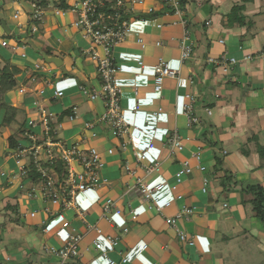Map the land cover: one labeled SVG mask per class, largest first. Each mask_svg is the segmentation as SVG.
<instances>
[{
  "label": "crops",
  "instance_id": "0c3cea01",
  "mask_svg": "<svg viewBox=\"0 0 264 264\" xmlns=\"http://www.w3.org/2000/svg\"><path fill=\"white\" fill-rule=\"evenodd\" d=\"M179 2V14H166L170 8L161 1L145 0L144 7L153 6L156 12L165 14L142 19L138 15L145 12H137L126 40L114 51L120 67L117 84L121 88V106L130 125L125 136H116L109 124L98 121L105 110L103 101L90 100L79 89L80 83L98 88L99 79L95 64L80 50L86 42L68 27L69 15L61 17L60 24L47 19L39 34L33 35L40 40L32 37L28 44L14 46L15 41L10 44L5 39L9 46L0 54L19 68L15 74L18 86L6 94V100L24 110L27 120L39 118L40 107L54 117L53 123L61 112L69 110L62 121H58V128H53L63 130L66 138L57 140L83 149L95 147L105 162L101 178L106 181L92 191L97 193L96 199H100L97 203L88 201L86 194L91 191L78 194L76 199L85 210L84 217H77L72 209L46 204L40 198L17 197L18 184L23 180L11 175L16 171L15 159L4 149L5 139L11 134H5L8 126H1L0 171L6 174L0 176V264H55L57 260L50 257L44 247H59L67 232L82 234L83 239L81 258L66 264H107L93 248L94 239L108 248L109 256L115 261L126 257L124 264H264V222L253 215L247 201L249 194L243 195L238 185L229 191L232 182L243 186L264 185V157L261 158L257 150L258 145L264 146V0ZM0 6V11L16 9L19 3L0 0ZM234 6L239 7L238 12L231 16ZM12 12L14 14L15 10ZM241 16L244 21L238 23ZM16 20L17 25L24 21L20 16ZM158 21L167 26L164 35L156 27ZM50 22L52 24L48 25ZM184 28L190 31L194 48L192 57L181 62L180 38ZM55 32L58 35L53 38ZM49 34L57 46L70 48L66 67L76 79L75 84L66 80L68 74L62 75L68 72L59 67L64 64V53L48 43ZM18 35L26 36L21 32ZM61 36H65V40L77 37V41L63 42ZM138 39L144 43L143 47ZM159 39L163 46H155ZM166 44L169 46L165 47ZM29 45L33 49L31 56L26 53ZM48 49L51 52L48 56L60 58L61 65L46 64L43 54ZM222 56L235 60L227 65L226 71L215 69L214 63L208 61ZM158 58L167 60L180 74L178 78H166L163 89L155 92L154 65ZM35 65L40 68L35 69ZM20 88H24L23 93L19 92ZM63 89L68 91L66 97H63ZM54 90L63 94L54 97ZM78 91L84 98L76 96ZM190 97L193 113L198 118V123L193 125H189L183 109L191 102ZM134 105L139 108L134 110ZM32 108L37 110V115L29 114ZM3 113L1 110L0 123ZM70 114L75 116L72 120L68 118ZM25 128L36 134L40 132L38 125L30 127L28 122L24 123ZM173 130L181 135V150H171L166 145V138ZM18 140L23 145L28 144L24 138ZM149 141L153 147L147 149ZM127 142L131 144L122 148L121 144ZM130 145L138 152H146L148 162L160 161L157 171L145 176L138 169L137 174L149 182L166 185L159 193L160 203L169 201L170 205L162 212L128 191L135 181L123 167L126 161L131 165L135 163ZM215 155L222 157L224 166L232 174L227 188L222 184L224 171L214 170ZM185 161L190 172L183 175L181 183L172 190L170 185L175 183V174ZM24 184L30 186L29 181ZM177 195L180 197L176 198ZM106 198L114 199L124 210L134 208L137 218L131 219L125 211L122 215H112L110 221L104 219L101 205ZM14 203H18L19 222L14 221L16 217L8 208ZM46 206L50 207L49 213L44 211ZM182 208L193 211L187 217L182 216L176 225L195 234L193 244L179 240L174 229L165 222L166 217L176 215ZM88 224L100 227L102 235L89 230ZM107 235L117 239L116 246L108 245ZM246 257L249 260H245Z\"/></svg>",
  "mask_w": 264,
  "mask_h": 264
},
{
  "label": "built area",
  "instance_id": "2783aa9c",
  "mask_svg": "<svg viewBox=\"0 0 264 264\" xmlns=\"http://www.w3.org/2000/svg\"><path fill=\"white\" fill-rule=\"evenodd\" d=\"M19 6L15 9L13 18L17 19L19 16L24 17V21L20 22L19 27L30 25V34L39 33V26L44 22V15L52 14L60 17L69 15L73 19L69 21L68 27L73 29L75 34H78L86 42V46L80 50L87 55L89 59L95 64L96 73L99 79V87H87L79 84L80 91L90 100L100 98L104 103V112L98 116V121L107 123L111 126L116 136H125L129 133V123L124 118L123 109L121 106V88L117 84V75L120 70L119 64L114 57L116 47L124 42L128 33L131 30V22L135 19L137 12L144 11L145 13L156 12L153 6H145V0H66L67 7L60 8L57 4L60 0H54L55 6L51 10V2L45 7L36 3V0H15ZM30 2L31 12H24L22 2ZM161 3L170 8L166 14H179L181 6L179 0H159ZM165 14V13H164ZM51 17V16H50ZM36 21L37 23H34ZM186 21H182L185 24ZM209 22H206L208 24ZM156 27L161 35L167 32V26L164 22L158 21ZM28 32L23 33L24 36ZM141 46L144 43L141 39L137 40ZM223 42L222 40H220ZM17 43L14 44L16 46ZM3 47H7L8 42L3 40L1 42ZM155 46H163V42L159 39L155 42ZM166 44L165 47H168ZM193 41L190 40V31L184 28L183 34L180 38V61L185 62L192 57ZM209 62L214 63L215 69L226 71L227 65L235 62L233 58H209ZM39 65H35V69H39ZM217 71V70H216ZM179 70L172 68L170 63L164 58H158L154 65V85L155 92H160L163 89V83L166 78H178ZM20 93L24 92V88L19 89ZM42 93V90L40 91ZM136 93V92H135ZM63 94L60 90H54L53 96L59 97ZM191 102L186 103L183 107L185 113L189 118V125L198 123V118L193 113V98L190 97ZM134 110L138 109V105L132 107ZM75 113V112H74ZM74 114L69 115L68 118L72 120ZM54 117L47 113L42 107L39 108V118L26 120L30 127L38 125L40 127L39 134L26 130L22 135L29 138L28 144L23 145L20 150H9V154L15 159L16 171L12 176L18 175L20 178L25 175L28 168L27 154L34 157L36 167L41 173L39 187L33 188L29 180H23L18 184L19 190H24V195L27 200H35L40 198L46 204H55L59 209H72L77 217H84L85 210L77 201V196L80 193H86L97 189L101 183L106 179L101 178V168L103 167V160L101 154L95 147L86 149L81 148L77 144H66L59 140L53 141L50 137L51 126ZM131 142L121 144L122 148ZM166 145L171 149L181 150L183 143L181 135L178 130H173L166 138ZM131 147V154L134 158V164L131 165L127 161L124 164V170L127 174L134 176L135 181L129 187L128 191L135 198L142 202L153 204L157 212H162L164 208L170 205L169 201L160 203L159 193L162 192L166 185L163 182H149L145 180L144 176L137 174L138 169L142 170L145 176L157 171L160 168V161H147L146 152H138L133 145ZM153 143L149 141L147 149L152 148ZM109 153L112 149L108 150ZM65 164L66 175L60 177L54 169L44 168L41 161L52 160L55 157ZM201 169H204L201 167ZM190 172L188 162L185 161L183 168L175 174V183L170 185V189L174 190L178 184L181 183L183 175ZM6 173L0 171V176ZM24 181H29L30 186H25ZM177 195L176 198H179ZM102 217L108 221L112 219V215H122L125 211L131 219L137 218V213L134 208H127L118 206L117 202L112 198H106L102 202ZM44 211L49 213L50 207L46 206ZM192 208H182L174 216L165 218L167 225L172 227L176 232L179 240L188 244H193L195 234L187 233L177 227V221L182 217H187L192 213ZM26 216V213L22 214ZM33 215V212L30 213ZM89 230L94 231L97 235H102V229L97 225H87ZM126 231V229H124ZM83 239L82 234L67 232L63 243L59 247L46 246L45 252L54 257L57 261L55 264H66L70 261H76L81 258L82 252L80 243ZM105 240L109 246H116L117 239L110 235L105 236ZM93 248L98 252L100 257H103L107 264H124L127 258L122 256L117 262L109 256V250L99 240L92 241Z\"/></svg>",
  "mask_w": 264,
  "mask_h": 264
},
{
  "label": "trees",
  "instance_id": "16d2710c",
  "mask_svg": "<svg viewBox=\"0 0 264 264\" xmlns=\"http://www.w3.org/2000/svg\"><path fill=\"white\" fill-rule=\"evenodd\" d=\"M49 2L50 0H36V3L44 7ZM57 6L60 8L67 7L66 0H60V3L57 4ZM238 8H239L238 6L232 7L230 15L233 16L237 14L236 12H238ZM0 10H1V6H0ZM162 13L164 12L139 14L138 18L149 19V18H153L157 16L158 14H162ZM238 19L240 20L238 21V23H240L241 21H244V18H242V16ZM33 22L37 23L36 21H33ZM25 27H26L25 32H30L31 26L27 25ZM39 30H40V27H39ZM7 36L10 37V39H14L13 41H15L17 44L22 43L23 45H26L28 44L29 39L33 37V34H28L25 37H20V35L18 34L12 35V33H8ZM44 52L47 55H51V52L49 49L45 50ZM18 72H19V68L15 64L11 63L7 59L0 57V111L1 110L4 111L0 126H4V127L10 126L13 124V122H15L18 115H22L23 119L21 121L19 129L21 133L24 134L26 132V129H24V123L27 120L25 111L22 109L16 108L15 106L11 105L10 102L6 100V94L18 86V81H17V78L15 77V74H17ZM66 74L68 73L65 72L62 75L66 76ZM68 113H69V110H64L57 117V121H55L54 123L52 122L50 124L51 126L50 137L53 141H57V139H54V134L57 131H55L53 128L58 124V121L59 122L62 121L64 116H66ZM24 139H26L27 141H31L26 135ZM210 144L213 145L212 142H210ZM21 148L22 146L19 144L18 138H16L14 135L11 134L5 139L4 149H6L8 152L9 150L16 151V150H20ZM257 150H258L259 156L263 158L264 157V146L258 145ZM7 151L5 152V154L7 153ZM27 157H28V168H27L25 175L22 176V179L29 180L32 183L33 188H34V187H37V185L40 183L41 173L35 165L34 157L30 154L29 155L27 154ZM40 161L44 168L54 169L60 177H64L66 175L65 164L59 159L58 156L52 160H48V161L40 160ZM214 170L224 171L223 180H222V184L224 188L228 185V183L232 182V174L224 166V162L221 156L215 155ZM235 185H238L237 188H239L238 190L241 191L243 195L244 194L250 195V199L247 201L251 205V211L253 215L257 217L260 221L264 222V185L261 183H256V184H247L246 186H243V184H237L236 182H232V184L229 186V191L233 190L234 189L233 186ZM20 195L21 196L24 195V190H20L17 197L18 196L20 197ZM8 208L13 213V217L14 216L16 217L14 221L19 222L20 213L18 210V203H14L13 205L10 204L8 205Z\"/></svg>",
  "mask_w": 264,
  "mask_h": 264
},
{
  "label": "rangeland",
  "instance_id": "374dc122",
  "mask_svg": "<svg viewBox=\"0 0 264 264\" xmlns=\"http://www.w3.org/2000/svg\"><path fill=\"white\" fill-rule=\"evenodd\" d=\"M9 1H11V0H9ZM56 1V0H55ZM50 2H51V10H52V8L55 6V2H54V0H50ZM22 5H23V7H24V12L26 13V12H31L32 10L30 9V2L29 1H26V2H22ZM15 10V8L13 7V8H9L8 10H3V11H0V20H3V21H5V23L9 26V28H10V30H11V33H12V35H17V34H19V32H21V33H25V31H26V27L25 26H23V27H19L18 25H17V22H18V20H16V19H12V15H13V10ZM51 16V17H50ZM21 17V20L23 21V20H25L24 19V17L21 15L20 16ZM49 18L50 19H52L53 20V22L54 21H57V23H59V22H61V20H62V18L60 17V16H57V15H55V16H53L52 14H47V15H44V22L39 26V27H42L43 25H44V23H45V21L48 19L49 20ZM65 19V18H64ZM67 19H70V21L73 19L72 17L71 18H67ZM52 24V22H50V23H48V25H51ZM60 24V23H59ZM4 28H3V26L1 25V23H0V51H3V52H5V50H6V48H4V47H1V42H2V40L4 39H7L8 41H9V43L10 44H12L13 43V40L14 39H10V37H8L7 36V33L5 32L4 33ZM28 34H30V32H28L27 33V35ZM39 33L37 32L36 33V35H38ZM35 35V34H34ZM58 34L55 32L54 33V35L52 36V35H47V41H48V43L50 42V43H52L51 45H52V48L53 49H55L56 48V50H58V52L59 51H63V53H64V55H63V60H64V64L63 65H61V66H59L60 68H62V69H65V71H68V72H66V73H68V76H67V79L66 80H68V82H74V84H75V82H76V79L74 78V77H72V74L70 73V70H69V68H67L66 67V65H67V63H68V58H69V55L71 54V52L69 51L70 50V48L67 46V45H59V46H57L56 45V42H54L53 41V38H55L54 36H57ZM51 36L53 37V38H51ZM76 38L77 37H72V40L71 39H69V38H66V40H65V36H61V39H62V41L63 42H66V41H73V42H75V41H77L76 40ZM33 40H40L39 38H37L36 36L35 37H33ZM47 41L45 42V44L47 43ZM31 45V44H30ZM28 46V48H27V50H26V53L28 54V55H32V53H31V51L33 50H31V48H32V46L33 47H35L36 45L33 43L32 44V46ZM5 55L3 54V53H1L0 54V57L1 58H5L4 57ZM44 61V60H43ZM46 62V64H49V62H47V61H45ZM54 64V63H53ZM69 79H71V80H69ZM63 88H65V87H63ZM63 92H64V96L63 97H66L67 96V94H68V91L66 90V89H63ZM79 92V91H78ZM76 96L79 98V99H82V98H84V95L82 94V93H77L76 94ZM62 99V98H61ZM32 111H31V113H29L31 116H35V115H37V110L35 109V108H32L31 109ZM78 111V110H77ZM79 113V112H78ZM27 115V114H26ZM22 119H23V116L22 115H18V117L16 118V120H15V122H13V124L12 125H10V126H8V128L6 129V133L5 134H7V136H8V134H12V135H14L16 138H19L20 140H22V133H21V131H20V124H21V121H22ZM1 127V126H0ZM56 128H58V126H56ZM26 129V128H25ZM2 130H3V128H2ZM2 130H0V133L2 132ZM5 130V129H4ZM57 132H58V136H55L54 137V139H64L65 138V135H63L64 133H63V130H61L60 128L57 130ZM56 132V133H57ZM66 139V138H65ZM103 160V159H102ZM105 162H103V164H104ZM86 197H87V199H88V201H90V202H99L100 201V199H96V197H97V193L96 192H89V193H87L86 194ZM100 198V197H99ZM101 201H102V199H101ZM99 257H100V255H98ZM100 258H102V259H104L103 257H100ZM105 260V259H104ZM245 260H249L248 259V257H246V259ZM106 261V260H105ZM106 263H107V261H106Z\"/></svg>",
  "mask_w": 264,
  "mask_h": 264
},
{
  "label": "water",
  "instance_id": "95a60500",
  "mask_svg": "<svg viewBox=\"0 0 264 264\" xmlns=\"http://www.w3.org/2000/svg\"><path fill=\"white\" fill-rule=\"evenodd\" d=\"M1 24L5 30V32L8 34L9 33V28L6 26L5 22L2 20ZM43 58L45 59V61L47 62H53L57 65H61L62 60L56 56H48L47 54H43Z\"/></svg>",
  "mask_w": 264,
  "mask_h": 264
}]
</instances>
